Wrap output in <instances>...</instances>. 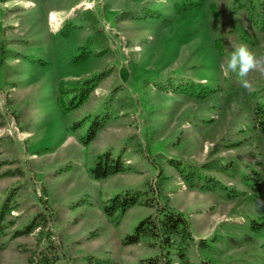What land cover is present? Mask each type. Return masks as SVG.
<instances>
[{
  "label": "rangeland",
  "instance_id": "obj_1",
  "mask_svg": "<svg viewBox=\"0 0 264 264\" xmlns=\"http://www.w3.org/2000/svg\"><path fill=\"white\" fill-rule=\"evenodd\" d=\"M241 43L264 56V0H0V264H27L45 232L58 264L154 256L146 237L123 243L150 208L109 216L104 207L149 185L155 195L159 168V188L188 219L190 261L264 264V136L251 122L264 74H248V91L225 72ZM101 73L87 101L64 106L67 87ZM191 83L211 96L181 97ZM105 112L84 146L92 116ZM105 151L128 169L94 180ZM169 159L196 174L192 187ZM32 221L40 227L18 233Z\"/></svg>",
  "mask_w": 264,
  "mask_h": 264
},
{
  "label": "trees",
  "instance_id": "obj_2",
  "mask_svg": "<svg viewBox=\"0 0 264 264\" xmlns=\"http://www.w3.org/2000/svg\"><path fill=\"white\" fill-rule=\"evenodd\" d=\"M72 27V24H64L58 32L59 35L66 36ZM87 54L82 52V54L74 56L71 62L79 64L86 59ZM101 77L102 73L90 78H83L79 83L76 82L69 88L67 87L63 94L69 95V98L64 106L70 109L82 105L87 101ZM168 84L172 85L171 89L175 91L181 87L178 84L177 87L173 88L174 83ZM187 87L189 89L180 92L182 93L181 97L201 101L211 96V91L202 90L193 83L187 85ZM102 115H104L103 118H101ZM107 117V112L92 116L84 136L80 139L84 146L96 139L98 133L103 129L105 118ZM251 122L252 128L264 136V102L253 106ZM151 162L153 163V161ZM166 164L169 167H174L179 175L183 176L184 182L189 187L193 186L192 183L196 174H193L192 171L184 173L182 164L177 160L169 159L166 161ZM127 169V166L122 162L120 154L113 156L111 152L105 151L94 157L89 174L92 179L101 180L111 175L124 173ZM156 172L158 187L155 189V195H153L150 185L143 191H125L109 199L108 204L104 207V212L109 216L116 212L123 214L136 205L146 206L152 210L149 215L138 221L132 233L124 238L123 243L125 244H137L142 237L148 239V246L154 251V256L141 259L137 264H194L188 257V249L193 244L188 219L181 212L176 211L169 205V199L163 195L162 190L159 188V185L164 183L167 177L161 168L157 169ZM257 176L259 177L258 174ZM9 199L10 196L6 201H9ZM39 227V225L32 221L24 230L18 231V233L29 234ZM41 230L40 228L39 233ZM37 241L39 243L43 242L42 246H39L28 254L26 258L27 264H58L61 261L60 246L58 243L51 241V236L47 232L38 234ZM198 245H205L204 240H199ZM210 262L209 259H203L200 260L199 264H211Z\"/></svg>",
  "mask_w": 264,
  "mask_h": 264
},
{
  "label": "clouds",
  "instance_id": "obj_3",
  "mask_svg": "<svg viewBox=\"0 0 264 264\" xmlns=\"http://www.w3.org/2000/svg\"><path fill=\"white\" fill-rule=\"evenodd\" d=\"M225 72H234L240 77L241 87L248 91H252L253 85L247 79L248 74L258 71L264 74V56H257L244 43L234 46L224 66Z\"/></svg>",
  "mask_w": 264,
  "mask_h": 264
}]
</instances>
